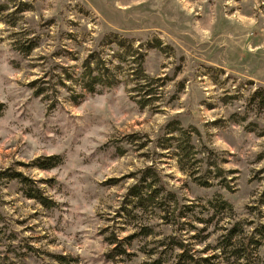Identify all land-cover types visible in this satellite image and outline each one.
I'll return each instance as SVG.
<instances>
[{
	"label": "rangeland",
	"instance_id": "obj_1",
	"mask_svg": "<svg viewBox=\"0 0 264 264\" xmlns=\"http://www.w3.org/2000/svg\"><path fill=\"white\" fill-rule=\"evenodd\" d=\"M0 104V264H264V0H0Z\"/></svg>",
	"mask_w": 264,
	"mask_h": 264
},
{
	"label": "trees",
	"instance_id": "obj_2",
	"mask_svg": "<svg viewBox=\"0 0 264 264\" xmlns=\"http://www.w3.org/2000/svg\"><path fill=\"white\" fill-rule=\"evenodd\" d=\"M138 70L141 71V73H143V69H142L141 64L138 66ZM94 71H95V69H93V68H91V66H89L88 67L87 77H89L90 80H92V81L93 80H95V81L96 80H102L101 77H100L101 74L98 72V69H96V71H97L98 74L95 75ZM4 110H5L4 104H0V116L2 115V113L4 112ZM51 160H55L57 162H50V161H48L47 163H43L41 165L42 166L41 168L42 169H50V168L56 167L59 164L58 163V160H60V157H57L56 159H51ZM149 170H151V169H148V170L142 172V174H143L142 178L139 180L138 184L134 185V187H132V189L130 190V195L138 198V200L141 199V198H143V196H142L141 192L140 191H136V189L142 190L144 188L143 186L146 183V176H148L147 175L148 174L147 172H149ZM21 177H22V175L21 174H18L15 178H21ZM149 177H152V175H149ZM22 180H24V179H22ZM36 190H37V195H34L32 197V199H36V200L40 201L47 208H50L51 205H50L49 201L43 196L42 190L39 189L38 187H37ZM139 201H141V200H139ZM58 260L60 262H63V260H65V258L64 257H58Z\"/></svg>",
	"mask_w": 264,
	"mask_h": 264
}]
</instances>
